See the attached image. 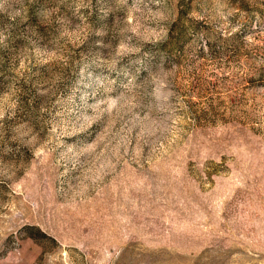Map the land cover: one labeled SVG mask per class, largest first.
<instances>
[{
    "label": "rangeland",
    "instance_id": "1",
    "mask_svg": "<svg viewBox=\"0 0 264 264\" xmlns=\"http://www.w3.org/2000/svg\"><path fill=\"white\" fill-rule=\"evenodd\" d=\"M0 264H264V0H0Z\"/></svg>",
    "mask_w": 264,
    "mask_h": 264
}]
</instances>
